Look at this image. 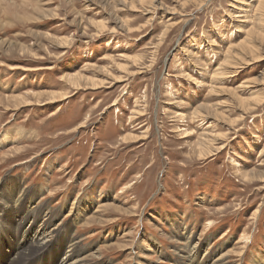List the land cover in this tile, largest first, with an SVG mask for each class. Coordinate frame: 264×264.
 <instances>
[{"label": "rangeland", "instance_id": "rangeland-1", "mask_svg": "<svg viewBox=\"0 0 264 264\" xmlns=\"http://www.w3.org/2000/svg\"><path fill=\"white\" fill-rule=\"evenodd\" d=\"M259 2L0 0L1 231L56 264L69 238L83 264H264Z\"/></svg>", "mask_w": 264, "mask_h": 264}, {"label": "bare ground", "instance_id": "bare-ground-1", "mask_svg": "<svg viewBox=\"0 0 264 264\" xmlns=\"http://www.w3.org/2000/svg\"><path fill=\"white\" fill-rule=\"evenodd\" d=\"M256 10H259V12L264 10V0H260L259 7ZM259 15H260V13H259ZM249 34H251V33H248V35ZM254 35H255V33H254ZM246 38H250V37H246ZM262 39H264V38H262ZM251 40H252V38H251ZM253 41H255V40H253ZM245 42H246V39H245ZM246 44L241 46V47L245 48V50H246V48H249V47H247L248 45L246 46ZM241 47L239 48V45H238L237 48L243 49ZM250 50H252V49H250ZM249 53H252V52L249 51ZM229 57H231V56H229ZM245 62H247V61H245ZM51 99H53V98H51ZM28 104H30L29 101H24V105L28 106ZM16 208H17V206H16ZM42 210H44V209H42ZM19 213H20L21 217H23V218L27 217L29 215V212L27 210L20 211ZM39 214L41 215V212H39ZM83 215H85V213H83ZM37 218L38 217L36 215L35 219H33V223L35 225H37L38 230H41V229L43 230V235L45 238H47V239L51 238V235L53 233H54L53 238H55V237H58V239L67 238V236L64 237L63 235L59 234L58 233L59 230L53 229L52 230L53 233L51 232V229H50L51 220L49 218L48 219H42L41 221H37ZM90 222H91L90 219L86 220V223H90ZM1 227L2 226L0 225V264H54L56 261L59 260V257L61 254V245L54 249L52 246L47 245L48 243H46V242H48V240H46L45 242L38 243V244H35V242H34L33 246L31 248L27 246L28 241H30V240L33 241L36 238L34 236H31L30 233L27 232L26 227H23V223H20L17 226L15 234H11V235L10 234L8 235L5 232H2ZM4 227H7V226L5 225ZM49 229H50V231H49ZM3 231H4V229H3ZM3 233H5L9 239H6ZM78 243H80V240L77 241L76 239L74 240V238L73 239L69 238V245H68L69 255L65 254L64 259L60 260L58 262V264H83L86 256L85 255L82 256V252L79 253L80 251L77 250ZM44 252H47V254H45ZM13 255H14V258H12ZM196 256H197L196 251H194V253L189 257L188 264H194V263L197 264V262L194 261ZM15 258L19 259V262L16 263ZM219 260H221V259L214 260V262L212 264L219 263ZM208 264H211V263H208ZM258 264H262V263L259 261Z\"/></svg>", "mask_w": 264, "mask_h": 264}]
</instances>
